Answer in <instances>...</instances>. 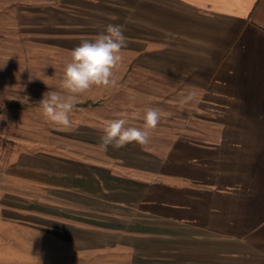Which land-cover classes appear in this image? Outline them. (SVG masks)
Masks as SVG:
<instances>
[{"label":"crops","instance_id":"obj_1","mask_svg":"<svg viewBox=\"0 0 264 264\" xmlns=\"http://www.w3.org/2000/svg\"><path fill=\"white\" fill-rule=\"evenodd\" d=\"M45 1L55 49L122 25L126 62L187 88L205 121L169 143L12 152L0 198L31 258L264 264V0Z\"/></svg>","mask_w":264,"mask_h":264},{"label":"rangeland","instance_id":"obj_2","mask_svg":"<svg viewBox=\"0 0 264 264\" xmlns=\"http://www.w3.org/2000/svg\"><path fill=\"white\" fill-rule=\"evenodd\" d=\"M44 2L0 0V193L10 188L4 182V167L12 152L45 149L82 156L94 145L99 147L104 122L121 114L131 118L130 126L143 128L145 109H158L160 122L150 140L166 143L188 134L189 127L204 124L196 117L195 104L183 103L190 95L187 88L148 73L140 64H128L124 55L114 86H94L79 96L70 114V130L49 121L38 102L46 91L60 90L70 54L50 45L54 39L45 30L51 26L44 22L50 8ZM2 202L0 198V264H44L31 258L30 251L37 247H29L27 233L25 241L20 239L22 232L12 227L20 225L10 220L18 214Z\"/></svg>","mask_w":264,"mask_h":264},{"label":"clouds","instance_id":"obj_3","mask_svg":"<svg viewBox=\"0 0 264 264\" xmlns=\"http://www.w3.org/2000/svg\"><path fill=\"white\" fill-rule=\"evenodd\" d=\"M126 46L127 37L123 26L118 24H108L94 39L82 40L70 52V60L66 62L59 80L60 90L46 91L38 102L44 116L62 129L70 130V114L74 111L79 96L94 86L109 87L117 83L115 74L123 63L122 49ZM191 99L192 96L189 95L183 103ZM143 119V128L130 126L131 118L125 114L106 120L100 146L107 151L109 146L118 150L133 142L148 144L152 131L160 122V112L156 108H147Z\"/></svg>","mask_w":264,"mask_h":264}]
</instances>
